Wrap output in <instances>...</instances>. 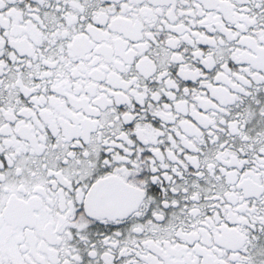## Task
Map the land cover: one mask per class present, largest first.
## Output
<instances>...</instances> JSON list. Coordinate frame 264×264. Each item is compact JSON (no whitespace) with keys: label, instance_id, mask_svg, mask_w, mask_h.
Segmentation results:
<instances>
[{"label":"snow or ice","instance_id":"snow-or-ice-1","mask_svg":"<svg viewBox=\"0 0 264 264\" xmlns=\"http://www.w3.org/2000/svg\"><path fill=\"white\" fill-rule=\"evenodd\" d=\"M0 264H264V0H0Z\"/></svg>","mask_w":264,"mask_h":264}]
</instances>
